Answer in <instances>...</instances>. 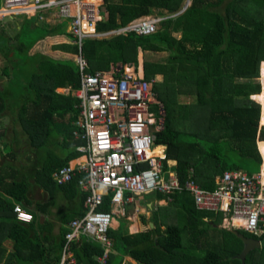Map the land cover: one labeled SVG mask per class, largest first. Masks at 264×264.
<instances>
[{
	"label": "trees",
	"instance_id": "1",
	"mask_svg": "<svg viewBox=\"0 0 264 264\" xmlns=\"http://www.w3.org/2000/svg\"><path fill=\"white\" fill-rule=\"evenodd\" d=\"M185 4L186 0H103L97 31L153 14L160 17L157 27L145 35L129 32L85 38L81 53L89 73L107 70L116 62L135 67L138 53L142 57L167 53L163 62L141 61L144 79L156 81L153 91L164 111L163 128L154 134V142L165 147L163 172L171 170L180 185L192 179L202 189L213 191L216 178L224 171L252 175L263 164L259 146L264 147V125L259 126L261 107L254 99L260 101L256 79L264 62V0H190L180 12ZM29 21L13 40L0 33V120L12 113L14 134L8 141V128L1 127L2 152L6 146L9 149L0 161V231L13 241L12 256L20 262L58 264L67 228L54 241L57 255L51 259L34 218L22 223L13 208L19 202L28 203L32 178L49 194L48 202L35 203V209L44 210L58 192L72 190L79 205L71 219L85 212V195L77 178L62 185L52 178L54 170L78 157L75 146L81 143L72 131L76 100L56 92L78 87L76 45L63 21L33 24L37 34L31 38L24 34L31 28ZM55 35L66 38L51 43L53 39L47 37ZM261 73L264 80V64ZM178 97L189 100L179 101ZM262 98L264 103V81ZM18 132L35 148L33 158L26 154L32 163L25 166L11 163L25 152L13 147L20 141ZM166 161H174V166L168 168ZM155 197L166 204L153 212V228L130 234L121 219L116 229H108L115 253H109L107 264H121L125 255L139 264H264V232L254 235L236 229L260 242L241 262L236 256L242 244L230 229L219 226L221 213L196 209L185 190L168 196L155 193ZM100 209H110L108 197ZM215 231L223 234L220 240ZM70 250L76 264H98L97 256L103 252L99 244L85 237L73 242Z\"/></svg>",
	"mask_w": 264,
	"mask_h": 264
},
{
	"label": "built area",
	"instance_id": "2",
	"mask_svg": "<svg viewBox=\"0 0 264 264\" xmlns=\"http://www.w3.org/2000/svg\"><path fill=\"white\" fill-rule=\"evenodd\" d=\"M102 5L103 0H3L0 7V18L25 15L41 20L44 12H49L66 22V32L76 45L78 87L64 89L63 94L76 100L72 131L81 143L75 146V161L54 170L52 178L59 185L77 178L85 195V212L68 223L59 264H74L70 247L81 237L102 247L97 261L107 264L112 247L107 232L115 216L134 198L154 192L168 196L185 190L193 197L196 209L221 213L224 227L260 235L264 232V183L260 172L248 175L242 170L224 171L217 177L213 191L202 189L192 179L180 185L172 171L163 172L165 147L154 142V134L163 128L164 117L162 104L153 91L155 79H144L138 61L135 67L116 62L107 70L87 72L89 65L81 53L83 39L129 32L150 34L160 19L143 15L121 27L99 32L96 23L102 19ZM90 26L94 30L87 32L84 27ZM256 101L263 108L264 103ZM165 163L169 168L175 162ZM106 197L110 209L102 210ZM13 210L17 220H31V214L18 204Z\"/></svg>",
	"mask_w": 264,
	"mask_h": 264
},
{
	"label": "crops",
	"instance_id": "3",
	"mask_svg": "<svg viewBox=\"0 0 264 264\" xmlns=\"http://www.w3.org/2000/svg\"><path fill=\"white\" fill-rule=\"evenodd\" d=\"M31 18L33 17H30L27 19H31ZM39 20L40 19L38 18V21ZM50 20L52 21L51 23H49ZM40 21H47L46 24H55V23L62 22L60 19H57L56 17L51 15V13L49 12H44V18L41 19ZM20 28H21V25L18 27V30ZM64 30L66 32V27H64ZM175 36H179V33H177ZM65 38L66 37H64L62 40H64ZM52 39H53V43L62 41V40H58L57 37L52 38ZM263 64L264 62L261 63V69H262ZM262 123L264 124L263 120H262ZM2 136L3 135L1 134V127H0V153L6 155L5 152H2L4 149V146H3L4 143L2 144V141H1ZM20 148L21 147H19L18 152L20 151ZM261 148H264V147L259 146V149ZM71 161H75V159ZM170 162H174V161H170ZM263 168H264V162L260 166V170H259L260 173H263ZM30 181H31V187L29 191H27V199L29 200L28 203L19 202L17 204L22 209H24L26 212L31 214V220L34 218V222H33L34 227L37 229L39 236H41L42 239L44 240L45 242L44 247L48 250V253L50 254L49 257L51 259H55L57 252L55 251L53 247L54 241L56 239L57 240L59 239L63 228L68 229V223L70 222V221L65 222L64 216L62 217L61 211L64 212L65 208L66 209L68 208L71 211V213L77 211V208L79 205L78 195L77 196L74 195L72 190L58 192L55 195V200L52 203H50L46 208H44V210H37L35 209L34 204L37 202L47 203L49 200V194L46 190H44L41 186H39L35 182V180L30 178ZM149 196L150 195L136 197L133 199V201L126 204L124 208L121 209L120 211L121 213L117 215V219H114L112 221L111 228L116 229L119 226L121 219L125 222V229L130 234L144 232L148 229L153 228L154 225L151 226V223H152L151 218L153 216V212L156 211L157 207L164 206L166 204V201L157 200L156 197L155 199L152 200L149 198ZM204 220H207V219L205 218ZM22 223H28V222H22ZM223 223L224 222L222 221L221 225L224 227ZM4 233L5 232L0 231V243H1L0 244V264H51V262H45V261L44 262L37 261L34 263L22 262V261L20 262L16 258V256L14 255L12 256V254L15 252L13 241L10 239V237H5ZM110 252L115 253L113 251H110ZM72 258H74V256ZM59 261H60V258H59ZM75 261L76 260H74V264H76ZM121 264H139V263L133 258H131L130 256L125 255L122 258Z\"/></svg>",
	"mask_w": 264,
	"mask_h": 264
},
{
	"label": "rangeland",
	"instance_id": "4",
	"mask_svg": "<svg viewBox=\"0 0 264 264\" xmlns=\"http://www.w3.org/2000/svg\"><path fill=\"white\" fill-rule=\"evenodd\" d=\"M2 3H3V0H0V7L2 6ZM153 15H155V14H153ZM29 20H30L29 21V25L32 24L31 28H30L29 31L28 30L24 31V34H27V36L28 37L30 36V38H31V36L33 37V36H35L37 34V29L34 27L33 24H35V23H38L40 25L41 24H46L47 21H40V20L38 21V17H33V19L31 18ZM33 20H34V22L31 23ZM27 21H28V19L26 18L25 15L5 16L3 18H0V33L5 34L6 36H9L10 40H13L15 34L18 31V27L20 25L26 24ZM51 22L52 21L50 20L49 23H51ZM26 26L27 25H25L24 27H26ZM65 26H66V22H63V28ZM174 34L176 35L177 33H174ZM55 37H57L58 40H62L65 36L64 35H57V36H49L47 38L48 39H52V38H55ZM45 40H46V38H45ZM84 40L85 39H83V42H84ZM52 43H53V41H52ZM166 57H167V53H165V51H162V53H146V54L143 55V57H142V55L140 53H138L137 61H138V65L140 67L142 59H147L149 61H154V62H163L166 59ZM0 63H1V60H0ZM260 75H261V78H260ZM256 81H258L260 83V90H261V92L259 94H257L256 97L263 103V101L260 99V96L263 95V81H264L263 77H262L261 69H260V73H259V78L256 79ZM0 83H2L1 80H0ZM56 92L63 94L64 93V89L58 88V89H56ZM252 95H251V98L254 99L252 97ZM178 100L179 101H188L189 98H187V97H182V98L178 97ZM254 100L256 101V99H254ZM261 109H262L261 110V114H260L261 115V122L259 120V126L264 125L262 123L263 108H261ZM11 115H12V113H8L7 116L3 117V119L0 120V127H7L8 128L7 134H6V139L8 141L11 140L12 139V135H14V134H12L13 132H12V129H11V128H13V122L11 120L12 119ZM16 127H17V125H16ZM19 137H20L19 143L17 144V142L15 141L13 143V147L16 150H19L17 148L21 147L20 150H24L25 152L23 153V155H21V157L15 158L11 163L15 164L16 166H18L19 164H22L23 166H25L26 164L32 163V162H30L27 159V156L30 155L29 157L31 158V156H32V158H33L34 155H35L34 154L35 148H33L31 146V144L27 141L26 136H24L21 132L19 133ZM6 148H7V150L4 151L5 153L8 152L9 147L6 146ZM261 149H263V148H261ZM261 149H259L260 150L259 152H260L262 160L264 162V150L262 151ZM51 150H54V149H51ZM26 154H27V156H26ZM4 157H5V155L0 153V161L4 160ZM42 162H40V163L42 164ZM41 164H39V165H41ZM170 172H171V170H170ZM163 176L166 177L164 173H163ZM155 193L156 192L152 193L149 196V198L152 199V200L155 199ZM61 214H62V217L64 216L65 222H68V221H70V219L73 216L74 212L71 213V211L68 208L67 209L65 208L64 212L61 211ZM115 219H117V216H115ZM219 226L221 228H224L221 224ZM227 229H231V228L228 227ZM215 232H217L215 234L216 235V239L220 240L221 237L223 236V234L221 232H219V231H215Z\"/></svg>",
	"mask_w": 264,
	"mask_h": 264
},
{
	"label": "water",
	"instance_id": "5",
	"mask_svg": "<svg viewBox=\"0 0 264 264\" xmlns=\"http://www.w3.org/2000/svg\"><path fill=\"white\" fill-rule=\"evenodd\" d=\"M190 0H186V4L184 6V8L182 10H180V12H183L186 8L187 5H189ZM151 226H153V224L151 223ZM231 232L237 237V239L240 240L241 244H242V248L240 253L236 256L241 262H243V259L245 257L246 254H248L250 251L254 250V249H258L260 247V242L256 239H253V237H246L241 233H238V231L236 229H230Z\"/></svg>",
	"mask_w": 264,
	"mask_h": 264
},
{
	"label": "bare ground",
	"instance_id": "6",
	"mask_svg": "<svg viewBox=\"0 0 264 264\" xmlns=\"http://www.w3.org/2000/svg\"><path fill=\"white\" fill-rule=\"evenodd\" d=\"M86 2H91V3H97L98 0H86ZM84 29L87 31V32H92L94 30V27L93 26H90V27H84ZM260 99L262 100V96H260ZM261 102V101H260ZM157 151V150H156ZM155 151V152H156ZM261 180L262 182L264 183V172L261 173ZM235 223H238V221H234Z\"/></svg>",
	"mask_w": 264,
	"mask_h": 264
},
{
	"label": "clouds",
	"instance_id": "7",
	"mask_svg": "<svg viewBox=\"0 0 264 264\" xmlns=\"http://www.w3.org/2000/svg\"><path fill=\"white\" fill-rule=\"evenodd\" d=\"M138 59V58H137ZM264 172V171H263ZM224 228H226V227H224ZM232 229V228H231ZM234 229V228H233Z\"/></svg>",
	"mask_w": 264,
	"mask_h": 264
}]
</instances>
